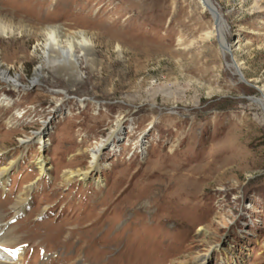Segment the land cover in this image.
Masks as SVG:
<instances>
[{
  "label": "rangeland",
  "instance_id": "1",
  "mask_svg": "<svg viewBox=\"0 0 264 264\" xmlns=\"http://www.w3.org/2000/svg\"><path fill=\"white\" fill-rule=\"evenodd\" d=\"M209 2L242 76L204 0H0L20 78H0L9 263L107 264L117 246L115 264H264V0ZM52 27L89 39L77 73L45 56ZM98 148L100 170L66 181Z\"/></svg>",
  "mask_w": 264,
  "mask_h": 264
},
{
  "label": "bare ground",
  "instance_id": "2",
  "mask_svg": "<svg viewBox=\"0 0 264 264\" xmlns=\"http://www.w3.org/2000/svg\"><path fill=\"white\" fill-rule=\"evenodd\" d=\"M204 4L208 8V11L211 12L212 17L214 18V20H215L214 22H215V26H216L217 30L219 29L218 30L219 33L217 32V34H218V40L220 42V45H221V48H222L223 52L228 53L229 57L231 56L233 58L232 59V64L234 65V68L237 70L238 73L242 74L240 68L238 67V64L235 61L234 54H233V51L231 49L230 43L227 41L226 36H225V38H223V36H222V32H221V29H220V19L218 18V16H216V13L214 11V8L210 4L209 0H204ZM2 18L0 17V37H15V36H17V34H18L17 33V29L15 27H13V25L8 24L6 21H4L5 19H2ZM9 23H11V22H9ZM57 29H60L61 30L60 27H52L50 29L48 28V32L45 33L48 36L47 37V40L45 41L46 42V44H45V50H46L45 56L49 60H53L52 61L53 63H56V64L57 63H61V62L64 63L65 60H66V55L65 54L67 52V57H69V59H70V63L73 66L74 72L76 71V73H77L78 68H79V64H80L79 61H78L79 57H78V55L75 54L74 46H73V44L71 42L74 41V40L75 41L76 40H80L81 42H83V45H81V46L84 47V48H86L89 45V42L90 41L86 37L85 34H80L79 33V34H76V36H78V37H75L74 36L72 38H68L67 41H66V44H65L66 46H64L63 45V42L61 41V37L56 32ZM63 37H64V35H63ZM53 53L57 54V56H55V57L53 56L52 57V54ZM41 71H42V69L41 70L40 69L38 70V73H39V75H38L39 77L38 78H40L41 75H42ZM0 78L2 79V81L4 83L10 84V85L14 86L15 88L17 86H19V84H20V82H19L20 81L19 76L15 75L14 77H12L10 75V71L8 69H4L2 67L1 61H0ZM38 78H36V79L33 80V83H32L33 85L39 83V79ZM258 91L262 95V102L264 103V90H262L261 88H259ZM33 139H34V136H33V138L30 137L27 140H22L21 143H22L23 146H25L26 144H28L31 141H33ZM42 141L43 142L40 143V144L41 145H44L46 143V140L43 139ZM41 149L44 150L45 149V146H42ZM100 149L101 148H98L97 150H95V151L92 152V161L90 163V167H89L88 173H80V172H77V174H75V173L71 172L66 177V181L70 182L71 180H73L74 175L82 176V179L85 180V179H87L89 177V175L92 172H95V171L98 172L100 170V163H99L100 162V158H99L100 155L99 154L101 153V150ZM41 153H42V151H41ZM37 164H38V169L41 172V174H44L45 171L47 170V166H46L47 160H45L42 157H40L37 160ZM6 174H7V171L6 170L0 171V180ZM20 200H21V198H20ZM16 207H17V204L14 205V208H16ZM14 211L17 212L16 209H14ZM4 220H5V215H2L1 214L0 215V245H2V246H0V247H2V248H5V247H7V248H14V247L18 246V245H16V243L18 241H17V239L14 238L16 236V234H13L12 231L11 232L10 231H7V226H6V224L3 223ZM125 229H124V232H126ZM71 236H73V235H71ZM82 236H83V234H82ZM97 243H98V240H97ZM97 243L95 245L92 244V245H84V246L92 249L95 246L97 247ZM105 247H103V248L107 252L105 251V255L101 257V260H103L107 264H115V262H117V260L115 259L116 255L111 256L112 253H110L111 252L110 250H113L114 249L113 252L116 253V249L118 247L117 246H113L112 249L109 248L111 246H109L107 248H105ZM87 252H90V251H87ZM86 256H87V254H86ZM69 260L71 261V259H69ZM0 264H22V263H20V261L19 262L17 261V262L9 263L8 261L0 260Z\"/></svg>",
  "mask_w": 264,
  "mask_h": 264
},
{
  "label": "water",
  "instance_id": "3",
  "mask_svg": "<svg viewBox=\"0 0 264 264\" xmlns=\"http://www.w3.org/2000/svg\"><path fill=\"white\" fill-rule=\"evenodd\" d=\"M233 59V58H232ZM240 74V73H239ZM242 76V74H240ZM257 90H259V87H256Z\"/></svg>",
  "mask_w": 264,
  "mask_h": 264
}]
</instances>
